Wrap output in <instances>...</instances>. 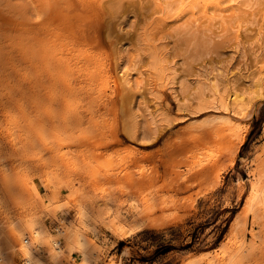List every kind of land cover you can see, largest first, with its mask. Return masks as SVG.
<instances>
[{
  "label": "rangeland",
  "instance_id": "obj_1",
  "mask_svg": "<svg viewBox=\"0 0 264 264\" xmlns=\"http://www.w3.org/2000/svg\"><path fill=\"white\" fill-rule=\"evenodd\" d=\"M35 1L0 0V262L66 221L78 264H264V0Z\"/></svg>",
  "mask_w": 264,
  "mask_h": 264
},
{
  "label": "bare ground",
  "instance_id": "obj_2",
  "mask_svg": "<svg viewBox=\"0 0 264 264\" xmlns=\"http://www.w3.org/2000/svg\"><path fill=\"white\" fill-rule=\"evenodd\" d=\"M2 1V0H1ZM13 1V0H12ZM32 1H35V0H32ZM38 1H40V0H38ZM43 1V0H42ZM71 1H73V0H59V2L60 3H68V2H71ZM76 1V0H75ZM80 1V0H79ZM79 1H77V2H79ZM86 1V0H85ZM90 1V0H89ZM88 0H87V2H89ZM36 2V1H35ZM54 2H56V1H54V0H44V3L42 2V4L43 5H45V6H47L46 8H49L50 10H48L49 11V14H48V16L49 15H52L51 13L53 12L52 11V9H54L53 7H55V4H54ZM82 2V1H81ZM80 2V3H81ZM94 2V1H93ZM92 2V3H93ZM23 3V2H22ZM38 3V2H37ZM36 3V4H37ZM39 3H41V2H39ZM38 3V4H39ZM94 4V3H93ZM20 5V4H19ZM43 5L40 7L41 9H42V7H43ZM54 5V6H53ZM75 5V4H74ZM84 5V4H83ZM89 5H90V3H88L87 5H85V7L86 6H88V8H89ZM9 6V5H8ZM40 6V5H39ZM66 6H68V5H66ZM94 5H91L90 7L92 8ZM96 6V5H95ZM3 6L0 4V26H6V24H8V20H10V18H12L11 16L8 18L7 17V15H5V13H7V11L6 12H4V10H3V8H2ZM16 7H19V6H16ZM62 7H63V5H62ZM85 7H82V12H85L86 13V8ZM5 8V7H4ZM45 7H44V9H46ZM66 8V7H65ZM85 8V11L83 10ZM36 9H37V5H36ZM38 10V12L39 11H42V10ZM80 9H81V6H80ZM93 9V8H92ZM91 9V10H92ZM13 10V9H12ZM24 10V9H23ZM22 10V11H23ZM74 10V9H73ZM71 11L72 13H75L74 11ZM76 10V9H75ZM28 11V10H27ZM47 11V12H48ZM51 11V12H50ZM77 11V10H76ZM14 12V11H13ZM33 12H34V10H33ZM45 12V11H44ZM44 12H43V14H42V16L44 15ZM46 12V13H47ZM61 12H63V11H61ZM88 13H89V11H87ZM42 13V12H41ZM68 13V12H67ZM66 13V14H67ZM69 13H70V11H69ZM77 13H79L78 11L75 13V14H77ZM8 14V13H7ZM39 14L40 13H38V16H39ZM65 14V16H68V15H66ZM74 14V15H75ZM82 14V13H81ZM93 14V13H92ZM9 15H10V13H9ZM16 15V14H15ZM27 15V14H26ZM34 16H35V14H33ZM73 17H74V15L73 14H71ZM78 15V14H77ZM76 15V16H77ZM80 15V14H79ZM83 15V14H82ZM23 16V15H22ZM30 16V15H29ZM41 16V15H40ZM40 16H39V18H40ZM65 16H63L64 18H65ZM75 16V17H76ZM27 17H28V15H27ZM44 17H45V15H44ZM50 17V16H49ZM48 17V18H49ZM53 17V16H52ZM68 17H70V16H68ZM80 17V16H79ZM30 18V17H29ZM51 18V17H50ZM49 18V19H50ZM64 18H61V19H63V21H62V23L64 22ZM14 19V18H13ZM13 19H11V20H13ZM31 19V18H30ZM36 19H38L37 18V16H36ZM43 19L44 18H41V20L40 21H43ZM48 19V20H49ZM52 19V18H51ZM17 20V19H16ZM20 20V19H19ZM19 20H17V21H19ZM68 20V19H67ZM14 22H16L15 21V19L13 20ZM54 21V20H53ZM60 21V22H61ZM20 22V21H19ZM38 22V21H37ZM9 23H12L11 21H9ZM16 23H18V22H16ZM22 23H25V21H22ZM29 23V22H28ZM27 23V24H28ZM41 23V22H40ZM39 23V24H40ZM19 24V23H18ZM30 24H32V22L30 23ZM68 24V23H67ZM70 24V23H69ZM11 25V24H10ZM32 25H34V24H32ZM35 25H36V23H35ZM42 25H45V24H42ZM42 25H40V26H42ZM62 25V24H61ZM64 25V24H63ZM30 26V25H29ZM49 26V25H48ZM57 26V25H56ZM65 26V25H64ZM28 27V26H27ZM45 27H46V25H45ZM44 27V28H45ZM67 27H68V25H67ZM83 27H84V25H83ZM9 28V27H8ZM13 28H14V26H13ZM35 28V27H34ZM34 28H32V29H34ZM58 28V27H57ZM63 28V27H62ZM71 28V27H70ZM88 28V27H87ZM122 29H123V27H121ZM39 29V28H38ZM64 29V28H63ZM75 29H76V27H75ZM75 29H73L72 28V30L74 31V33L76 32L75 31ZM84 29V28H83ZM89 29V28H88ZM88 29H84L83 31H84V33L88 30ZM40 30V29H39ZM72 30L70 29V31L72 32ZM76 30H78V29H76ZM91 30V29H90ZM67 31V30H66ZM69 31V30H68ZM69 31V32H70ZM79 31V30H78ZM81 31H82V29H81ZM80 31V32H81ZM79 32V33H80ZM87 32H89V31H87ZM86 32V33H87ZM77 33V32H76ZM75 33V34H76ZM64 34V33H63ZM81 34H82V32H81ZM57 35H59V34H57ZM83 36V35H82ZM82 36H80V38L82 37ZM87 36H88V34H87ZM32 37V36H31ZM68 37V39H69V36H67ZM84 37V36H83ZM83 39V38H82ZM46 40V39H45ZM84 40V39H83ZM51 41V40H50ZM54 41V40H53ZM31 42V41H30ZM48 42V41H47ZM56 42V41H55ZM57 43V42H56ZM29 46V45H28ZM48 46H49V44H48ZM57 46V45H56ZM36 47V46H35ZM34 47V48H35ZM28 48V47H27ZM36 49V48H35ZM48 49H50V47L48 48ZM157 49V48H156ZM50 50H48V52H49ZM49 56H50V54H49ZM46 58V57H45ZM52 58V57H51ZM50 62V61H49ZM61 64V63H60ZM52 67V66H51ZM61 67V66H60ZM59 67V68H60ZM132 71V70H131ZM134 71V70H133ZM132 71V72H133ZM51 72V71H50ZM55 73V72H54ZM126 73V72H125ZM128 73V72H127ZM130 74H131V72H129ZM125 74H123V76H124ZM122 76V77H123ZM215 76V75H214ZM213 76V77H214ZM220 76V75H219ZM125 77V78H124ZM123 77V79H125V85H126V88L128 87L127 85H129V87H130V82H131V79H127L126 77H127V75H125ZM130 77V76H129ZM213 77H212V82H214V80H213ZM131 78V77H130ZM211 78V77H210ZM214 78H216V77H214ZM220 78V77H219ZM264 78V77H263ZM121 79V78H120ZM122 79V80H123ZM121 80V81H122ZM259 80H261V79H259ZM119 82V81H118ZM123 82H124V80H123ZM122 82V84H124ZM211 82V81H210ZM261 82H262V80H261ZM120 83V82H119ZM263 83V82H262ZM210 84V83H209ZM258 84V83H257ZM212 85V84H211ZM132 86V85H131ZM213 86V88H214V90H215V92H218V89H217V84L215 85H212ZM262 86V85H261ZM264 88V87H263ZM264 90V89H263ZM106 91V90H105ZM63 92V91H62ZM237 92V91H236ZM262 92V91H261ZM72 93V92H71ZM215 94V93H214ZM259 94V93H258ZM76 95V94H75ZM238 97V96H237ZM66 98V97H65ZM68 99V98H67ZM72 99V98H71ZM158 99V98H157ZM234 100H236V99H233V101ZM57 101V100H56ZM234 104H236V101H235V103ZM71 106V105H70ZM170 111V110H169ZM148 113V112H147ZM73 119H75V117H73ZM71 121V120H70ZM155 123V122H154ZM262 174V173H261ZM264 175V174H263ZM216 186V185H215ZM211 187V186H210ZM260 186H259V184H257L256 182H252V184H251V187H250V193H249V196H248V198L246 199V201H245V203H244V206H243V213L245 214V215H247V214H249V213H252L254 210H255V208H256V204H257V198H258V194H259V192H260V188H259ZM262 189V188H261ZM82 211V210H81ZM254 213V212H253ZM79 215H80V213H79ZM244 215V216H245ZM78 217V216H77ZM151 218V217H150ZM241 219V218H240ZM150 221H152V220H150ZM149 222V221H148ZM77 223V222H76ZM152 224V223H151ZM27 225H29V224H27ZM13 226V225H12ZM31 226V225H30ZM136 227V226H135ZM147 227V226H146ZM5 229V228H4ZM81 230H83V227L82 226H80V225H76V224H72V225H68L67 224V222L66 221H62L61 223H60V225L58 226V233H59V235H57L56 237H54L53 235H51L50 233H48V234H43L42 232H34L28 239H26L25 240V244L24 245H22L20 248L22 249H20L21 251H23L25 254H26V257H27V264H60L61 262H66V263H64V264H78V261H77V256H74V255H71L70 253H69V251L71 250V249H74V246H75V244H76V242H77V239L79 238V236H80V234H81ZM84 231V230H83ZM5 232H7V234L9 235V236H11L12 238H14V235L16 234L15 233V231L13 230V229H6V231ZM0 233H1V237H6V235L5 234H3L1 231H0ZM15 233V234H14ZM17 235V234H16ZM30 235V234H29ZM19 238V237H18ZM4 239V238H3ZM9 239V238H8ZM15 239V238H14ZM21 241V240H20ZM95 245H97V244H95ZM15 246V245H14ZM18 251V250H17ZM79 251V250H78ZM10 252H14V251H10ZM79 258V257H78ZM13 256H9L8 257V261L10 262V264H14V262H13ZM13 262V263H12ZM0 264H2V261L0 262ZM62 264V263H61Z\"/></svg>",
  "mask_w": 264,
  "mask_h": 264
}]
</instances>
